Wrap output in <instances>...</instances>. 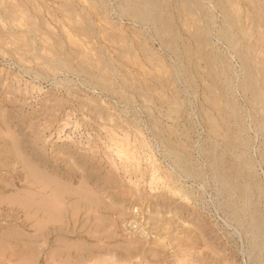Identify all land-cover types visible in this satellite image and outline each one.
Returning <instances> with one entry per match:
<instances>
[{"label":"rangeland","instance_id":"rangeland-1","mask_svg":"<svg viewBox=\"0 0 264 264\" xmlns=\"http://www.w3.org/2000/svg\"><path fill=\"white\" fill-rule=\"evenodd\" d=\"M71 1L77 7L79 3L87 2ZM67 6L62 0H0V245L4 246V249L0 246V264H264V246L258 250L250 245L248 239L246 231L250 224L249 218H246L244 226L229 218L219 205L215 187L209 181L204 182L205 185L194 186L193 196L196 200L186 194L180 182L176 181V173L169 168L170 160L165 156L164 143L156 135L157 127L154 123L166 130V137H170L167 131L169 127L177 129L178 135L174 134L172 138H183L181 141L187 142L179 145V148L194 151L195 157H199L197 147L209 134L199 118V105L203 101L206 81L199 76V94H182L181 100L186 104V112L181 111L174 103L170 105L172 108L169 111L170 106L166 102L162 103L166 98L164 91L170 93L175 85L169 83L166 89L153 77L173 74L172 58H166L165 73L149 61L141 50H137L139 54L136 55L119 49L116 52H106L112 59L113 66L104 70L97 67L102 66L99 62V48L90 49L87 45V49H83V53L86 52L84 55L89 59L90 54L92 58L89 60L95 64H83L81 61L85 60L84 55L71 52L68 47L73 46L75 49L76 46L66 39L63 51L57 52L55 36L56 31H61L60 24L68 27L82 18L81 13L71 12L65 8ZM110 11L111 18L107 21L109 23L106 22V27H110L112 23L132 26L129 20L120 18L112 9ZM27 19L31 21L26 22ZM30 25L36 27L39 36H31L27 31ZM51 30L54 32L51 33ZM3 31L8 34L7 37ZM14 35L18 37H13ZM187 35L188 32L185 31V36ZM79 36L87 39L84 34ZM9 38L11 42L8 41ZM157 47L153 45L155 52L160 55ZM261 55H264L263 51ZM48 58L50 62H46ZM56 58L65 61L62 69L56 66ZM200 65L204 70L203 62L200 61ZM64 67L73 72H67ZM237 69L239 77L242 72L239 67ZM94 71L96 75L93 74ZM103 72L110 74L111 79L106 80L109 82H100L98 79ZM128 76L130 78L125 82L124 78ZM139 87L143 90L141 93L137 91ZM73 94H76L75 97ZM125 94L129 95V100ZM238 99L250 121V106L240 91ZM190 126V136L186 138L182 132ZM250 131V152L256 164L262 192L254 197V202L256 208L264 212V137L255 127ZM59 179L64 185L59 184L61 188L59 185L54 187L55 182L60 183ZM80 184L87 187L83 189ZM44 186L47 189L43 192ZM29 191H34L32 194H36L35 199L34 196L31 197L32 194L29 195ZM57 191H63V195ZM83 191L85 193H81ZM24 195H27L26 199ZM41 195L45 196L41 198ZM42 200L51 203L48 209L41 207L44 213L37 203ZM25 201L30 205L26 204V207ZM56 204H61L62 208ZM65 204L66 207L63 208ZM58 211L64 215L63 218L56 215L55 212L59 213ZM15 236H22V239H16ZM71 242L77 244V247ZM105 245L111 247L107 248ZM25 246H29L31 250H27ZM3 252L6 254L2 258ZM99 258L101 259L98 260ZM19 259L22 262L18 263ZM24 261L27 262L23 263Z\"/></svg>","mask_w":264,"mask_h":264},{"label":"bare ground","instance_id":"bare-ground-1","mask_svg":"<svg viewBox=\"0 0 264 264\" xmlns=\"http://www.w3.org/2000/svg\"><path fill=\"white\" fill-rule=\"evenodd\" d=\"M62 1L66 2V4L68 5L67 7H65L66 9H68L74 13H81L82 18L80 20H77L74 23H71L68 27H65L63 23L60 24L61 25V31L60 32L56 31V36H55L56 37V51L57 52L63 51L65 39L70 44H74L77 48V49L76 48L74 49L73 46L68 47V48H70L71 52L75 51L80 55L86 54V52L83 53V51H84L83 49H87L86 48L87 45H89L90 49L99 48L101 50V52H100L101 57L99 56L101 58V61L99 60V62H100V64H102L103 68H102V66H97V67H98V69H104V68L107 69V68L113 66V61L111 58H109L107 56L106 52L107 53H109L111 51L116 52L119 49H123L124 51L131 52L132 54L138 55L139 53L137 52V50H141V52H144L146 58H148L149 61L153 62V64H156L157 67L162 69L161 72H165V73H167L166 72V69H167L166 68L167 67L166 66V63H167L166 60L168 59L167 57L172 58L171 65H172L173 70H174L173 74H171L170 76L168 75L167 77H159L157 75H155L154 77L152 76V77L155 79V81L161 82V84H163V86L165 88L169 83L175 85V88L172 89V91L170 93L169 92L166 93L164 91L166 98L164 100H162V103L166 102V104H168L169 106L173 103H174V105L177 104L176 106L180 107L181 111L183 110L184 112L187 111V108H186V104H184V102L181 100L182 94L186 93V94L190 95L189 94L190 92H193L195 94H197V93L199 94V92H200L199 87H201L200 84H198L199 76H201L202 79L206 81V82H204L205 87H204L203 95H202L203 101H201V103L199 102L200 103V105H199V110H200L199 111L200 112L199 118H201V121H203V123L205 124V126L207 128V132L209 134L207 135L206 139H203L199 143V145L197 147L196 152L199 154V157L198 158L195 157L194 151L187 150V149L184 150V149L179 148V145H185V144H187V142L181 141V140H183V138L180 140L172 138L174 134L178 135V131H176L177 129L169 127V130H167V131H169L170 137H166V133H165L166 130L160 128L157 123H154L152 121L155 124V126L157 127L156 135H158L160 137L159 139H161V141L164 143V145H165V147H164L165 148V156L168 157V160H170L169 168H170V170H172L176 173V181L180 182V184H181L180 186L186 192V194H188L190 197H192L193 200L194 199L196 200V198L193 196L194 186H198V185L202 186L204 182L209 181L215 187V191H216L217 200H218L219 205L222 207L223 211L229 216V218H231L232 220L237 222L239 225H243V226L245 224L246 218H249L250 224H249V227L247 228L246 232H248V234H249L248 239H249L250 245L252 247L258 248V250L261 249V247L264 246V212L257 209L256 204L254 202V197L259 196L262 192H261V188L259 186V181L257 179L258 177H257V173H256V171H257L256 170V164L253 161V158L251 157L252 154L250 152V148L252 146L251 145V139L252 138L250 136V132H251L250 129L255 127L256 131L258 133H261L264 137V57H263L264 55H261L262 51L264 53V0H89L90 2H88V0H87V2L85 1V2L79 3L78 7H77V4L71 0H62ZM8 2H9V0H8ZM19 2H21V1H19ZM26 6H27V4H26ZM4 7H6V6H4ZM18 7H20V6H18ZM30 7H32V9H33L32 5ZM23 8H25V6ZM9 9H11V6ZM110 9H112V11L114 10L115 12H117L118 16L120 18L129 20V23H131L132 26H130V27L129 26L127 27V25L119 26L116 23H112L110 27H106L107 26L106 22L108 21V19L111 18L112 12L110 11ZM8 12H10V11H8ZM29 14H30V12H29ZM184 14H185V17H184ZM20 15H22V14H20ZM6 16H8V15H6ZM9 16H13V15L9 14ZM14 16L16 17V15H14ZM102 16H103V18H102ZM34 17H36V16H34ZM23 18H26V17H23ZM28 21H31V19L26 20V22H28ZM4 22H6V21H4ZM33 22H34V20H33ZM107 23H109V22H107ZM24 25H25V23H24ZM31 25L28 27L27 31L29 33H31V36H37V35L39 36V34H37V32H36L37 31L36 27L31 26ZM261 27H262V29H261ZM18 28H19V25H18ZM25 31H26V29H25ZM185 31L188 32L187 36H185ZM53 32L54 31L51 30V33H53ZM41 33H43V32H41ZM3 34H5L4 31H3ZM32 34H34V35H32ZM80 34H84L87 39H83L82 37H80L79 36ZM6 35H8V34H5V37H7ZM47 35H49V34H47ZM13 37H18V36L14 35ZM19 37H23V36H19ZM53 38H54V35H53ZM4 39H6V38H4ZM9 39L10 40H8V41L11 42V38H9ZM1 40H2V37H1ZM52 41H54V40L52 39ZM102 42L104 44H101ZM150 43H153L154 46L155 45L158 46L157 52H160L159 53L160 55H158V53L155 52V50L153 49V45L151 46ZM19 45H20V42H19ZM25 45H27V44H25ZM50 46H51V44H50ZM27 49H29V51H30L29 47H27ZM66 49H67V47H66ZM37 50H39V49H37ZM52 50H53V48H52ZM23 51H24V49H23ZM65 52H67V51H65ZM89 52H91V51H89ZM49 53H50V51H49ZM73 54H74V52H73ZM96 56L98 58V54H96ZM160 56H162V57H160ZM84 57H85L84 58L85 62L81 61V62H83V64L86 62H87V64H95V63L90 61L92 58V57H90V54H89L90 60L88 59V56L86 57V55H84ZM112 57H114V56H112ZM79 59H81V58H79ZM122 59H124V58H122ZM61 60H62V57H61ZM61 60H60V58H56L55 63H56L57 67H60L62 69L65 61L62 62ZM65 60H66V58H65ZM73 60L74 59H72V61ZM200 61L203 62V64H204V70H202V67L200 65ZM46 62H50V59L46 60ZM87 64H86V66H87ZM96 65H98V63ZM16 66H18V65H16ZM93 66H95V65H93ZM93 66H90V67H93ZM238 67L240 68V70L242 72V74L239 77H238V69H237ZM36 68H37V66H36ZM64 69L67 72H73V70H71L69 68L64 67ZM80 69H82V68H80ZM142 69H143V67H142ZM106 73L103 72L100 74V76H98V79H100V82L101 81L105 82L106 80L111 79V77H109L110 74L108 75ZM93 74H95V71L93 72ZM93 74H92V76H93ZM164 75L165 74H163V76ZM237 77L239 78V80ZM128 78H130V77L128 76V77L124 78L125 82H128ZM64 81H66V80H64ZM106 82H109V81H106ZM88 85H89V83H88ZM7 90H8V88H7ZM137 91L139 93H141L143 90L139 87V89ZM239 91L242 93L243 97L246 99V101L248 102V104L250 106V114H249L251 116L250 121L247 120L248 116H246V113L243 110V107L241 106V103L238 99V92ZM145 92H143V93H145ZM162 93H161V95H162ZM73 95L75 97L76 94H73ZM125 97H126V99L129 100V95L125 94ZM188 98H189V96H188ZM85 104H86V102H85ZM89 108H90V106H89ZM171 108H172V106H170L169 111ZM94 109L96 110V108H94ZM157 110H159V109H157ZM179 110H178V112H179ZM145 111H147V110H145ZM173 118H174V116H173ZM174 120H175V118H174ZM138 123H139V121H138ZM191 128H192L191 126L189 128H184V130H183L184 132H182V135H184L186 138L187 137L189 138ZM136 135H138V134H136ZM8 136H9V132H8ZM219 138H221V141L219 140ZM7 140H9V139H7ZM22 149H24V148H22ZM18 156H19V154H18ZM262 156L264 158V151L262 152ZM24 162L26 163V161H24ZM137 162H138V160H137ZM32 167H33V165H32ZM28 169L30 170V167H28ZM137 169H138V166H137ZM135 171H137V170H135ZM12 173H14V172L12 171ZM33 173H36V172H33ZM20 175H22V174H20ZM42 175H44V174H42ZM39 176H40V174H39ZM39 176H38V178H39ZM44 178H45V176H44ZM51 178L53 179V177H51ZM47 180H50V178L49 179L47 178ZM55 180L57 181V179H55ZM59 181H60V183L55 182L54 187L56 185H59V184L61 186L64 185V183H63V185L61 184L62 182L60 179H59ZM15 182H17V181H15ZM11 183H14V182H11ZM38 185H40V184H38ZM43 185H45V184H43ZM60 185H59V187H60ZM67 185H69V184H67ZM204 185H205V183H204ZM81 186L83 187V189L87 187L83 184ZM44 188H45V186H44ZM60 188H58V189H60ZM77 188H79V187H77ZM11 189H13V188L11 187ZM46 189L47 188H45L43 190V192ZM70 189H72V188H70ZM71 191H73V190H71ZM29 192H30L29 195L31 196V194L34 191H32V193H31V191H29ZM52 192H54L53 189H52ZM57 192L62 194L63 191L62 192L57 191ZM89 192L90 191H88V193ZM15 193H14V196H17ZM20 193H22V192H20ZM73 193H78V192H73ZM81 193H85V192L83 191ZM86 194H87V192H86ZM204 194H205V192H204ZM22 195H21V197H22ZM35 195L36 194L34 193V194H32L31 197L33 198V196H34V199H35V197H36ZM39 195H40V193H39ZM44 196L45 195H43V196L41 195V198ZM89 196H90V193H89ZM172 196H173V194H172ZM174 196H175V194H174ZM24 197L26 199L27 195H24ZM50 197H52V196H50ZM80 197L83 199V195H81ZM80 197H79V199H80ZM8 198L6 199V201L8 200ZM11 198H12V196H11ZM63 198H64V196H63ZM43 199H46V197ZM51 199H53V198H50V200ZM61 199H58V200L60 201ZM62 200H65V199H62ZM6 201H5V203H6ZM22 201H24V199H22ZM26 201L24 202L25 205L28 204V203H26ZM28 201H30V200H28ZM31 201H32V199H31ZM39 201H41V200L39 199ZM39 201H37V203L40 206V210L44 213V211L42 210L41 207L48 209L51 206L50 205L51 203L50 204H49V202L46 203L43 200H42V202H39ZM66 201H67V199H66ZM76 201H75V203H76ZM82 202H85V201H82ZM68 203H67V205H69ZM160 203H161V200H160ZM16 204L17 203H15V206H16ZM28 205H30V204H28ZM58 205L56 204V206H58ZM61 206L59 208H62ZM26 207H27V205H26ZM64 207H66V204L63 206V208ZM85 207H87V205ZM91 208L93 209V207H91ZM60 211H61V209H60ZM60 211H58L60 214L57 212H55V213H56V215L58 214V216L61 215L60 217L63 218L62 217L63 214L61 212H64V211H61V212ZM160 211H162V210H160ZM12 212H13V210H12ZM52 212H54V210H52ZM177 212H178V210H177ZM47 214L49 215L48 212H47ZM53 214L51 215L52 217L54 216ZM20 215H22V214H20ZM27 216H29V214H27ZM102 219H103V217H102ZM23 220H24V218H23ZM28 223H30V222L28 221ZM47 223H50L49 220H47ZM51 223H52V221H51ZM17 224H15V225H17ZM162 225H163V223H162ZM3 226H4V224H3ZM43 226H45V225H43ZM39 230H41V229H39ZM110 233H111V231H110ZM7 234H8V232H7ZM17 234H19L18 231H17ZM12 235L14 236V234H12ZM23 235H25V234H23ZM109 236H110V234H109ZM17 237L18 238L21 237V239H22V236H20V237L17 236ZM17 237H16V239H17ZM28 238H30V237H28ZM16 239H13V240H16ZM32 240H33V238H32ZM2 241H4V240H2ZM133 241H134V239H133ZM129 242H131V241H129ZM138 242H139V240H138ZM138 242H137V244H138ZM20 243H21V241H20ZM71 243H73V242H71ZM164 243H165V241H164ZM73 244L76 245V247H77V244H75V243H73ZM122 244H123V241H122ZM0 246H2V245H0ZM96 246H98V245L96 244ZM137 246L138 245H136V247ZM105 247H107V246L105 245ZM109 247H111V246L108 245L107 248H109ZM116 248H117V246H116ZM2 249H4V246H2ZM28 249H30L29 246H28L27 250ZM5 250H3V251H5ZM24 250H26V249H24ZM34 250H35V248H34ZM105 251H104V253H105ZM135 251L136 250L134 249V252ZM21 252H22V250H21ZM3 253L1 254V256L2 255L5 256L6 252H3ZM7 253H8V251H7ZM26 253H27V251H26ZM11 254H12V252L10 253V255ZM13 254L15 255V253H13ZM23 254H22V256H23ZM155 254H157V253H155ZM19 255H20V253H19ZM129 255H131V254H129ZM139 255H140V253H139ZM32 256H31V258H32ZM100 256H102V255H100ZM133 256H132V258H133ZM156 256L158 257V254ZM16 257H17V255L15 256V258ZM86 257H88V256H86ZM2 258H3V256H2ZM11 258H13L12 255H11ZM203 258H205V257H203ZM25 259H26V257H25ZM28 259L29 258H27V260ZM100 259L101 258H99L98 260H100ZM81 261H83V260H81ZM19 262H22V260L20 261V259H19L18 263ZM25 262H27V261H24L23 263H25ZM14 263L16 264V262H14Z\"/></svg>","mask_w":264,"mask_h":264}]
</instances>
